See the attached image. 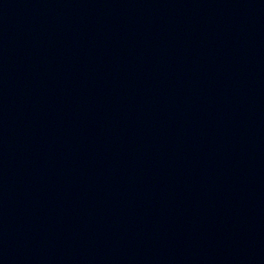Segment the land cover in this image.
I'll list each match as a JSON object with an SVG mask.
<instances>
[{
    "label": "water",
    "instance_id": "1",
    "mask_svg": "<svg viewBox=\"0 0 264 264\" xmlns=\"http://www.w3.org/2000/svg\"><path fill=\"white\" fill-rule=\"evenodd\" d=\"M0 264H264V0H0Z\"/></svg>",
    "mask_w": 264,
    "mask_h": 264
}]
</instances>
